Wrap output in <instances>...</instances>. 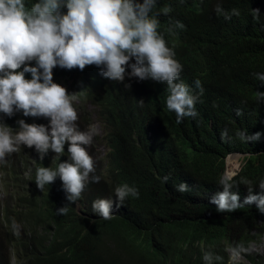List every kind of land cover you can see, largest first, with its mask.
<instances>
[{
	"label": "trees",
	"instance_id": "16d2710c",
	"mask_svg": "<svg viewBox=\"0 0 264 264\" xmlns=\"http://www.w3.org/2000/svg\"><path fill=\"white\" fill-rule=\"evenodd\" d=\"M217 6L223 11L218 13ZM233 9L239 15L231 14ZM62 11H67L66 6ZM225 13L231 19H225ZM152 15L159 20L158 31L175 42L186 73L195 74L205 89L198 123L172 120L165 136L151 140L141 136L137 142L129 138L136 127L132 114L128 106L120 105L123 117L115 114L119 122L115 138L122 143L119 155L128 162H118L108 179L135 187L139 196L127 197L119 207L117 198L115 218L90 222L64 203L58 190L50 192L42 205L31 193L25 198L26 212L12 217L21 226L19 237L12 233V218L0 221V264H8L11 247L19 264H205V251L221 258L214 264H244L230 262L228 248H249L259 240L264 213L255 203L221 213L211 201L223 190L218 180L232 153L245 155L233 176V182L240 184L233 191H238L241 203L249 194L241 181L255 186L264 179V103L255 99L257 92H264V81L256 78L264 74V0H157ZM79 81L91 100L100 104L114 90L132 87L90 77ZM15 117L0 113V124L7 125ZM36 119L43 117H31V122ZM137 127L143 135V126ZM225 130L227 138H222ZM238 130L247 135L260 132L261 137L243 142L236 135ZM21 151L22 146L2 167L14 177L18 158L25 156ZM165 176L169 177L166 182ZM182 182L188 185L184 193L176 189ZM101 189H109L106 182ZM253 194H264V190L256 185ZM65 205L67 214H58ZM41 248L48 250V257L33 261ZM243 253L253 264H264V256L252 250Z\"/></svg>",
	"mask_w": 264,
	"mask_h": 264
},
{
	"label": "clouds",
	"instance_id": "9594fccd",
	"mask_svg": "<svg viewBox=\"0 0 264 264\" xmlns=\"http://www.w3.org/2000/svg\"><path fill=\"white\" fill-rule=\"evenodd\" d=\"M156 4L157 0H36L30 4L27 0H0V113L16 116L9 124H0V221L25 213V198L31 193L42 205L50 192L58 190L63 202L90 222L115 218L117 198L119 207L127 197H138L135 187L108 179L118 162H128L119 155L122 143L115 138L119 123L115 114L123 117L120 105L128 106L132 114L136 127L129 138L137 142L141 136L147 140L165 136L172 120L198 123L205 89L195 74L186 73L175 42L158 31L159 20L152 15ZM65 6L66 12L62 11ZM216 11L223 10L217 6ZM231 14L239 12L233 9ZM225 19L231 15L225 13ZM83 77L132 87L114 90L100 104L81 85L79 78ZM256 78L264 81V74H256ZM255 99L264 103V92H257ZM31 117L44 118L31 122ZM137 124L143 126V135ZM221 135L227 138V130ZM236 135L243 142L261 137L260 132L247 135L240 130ZM20 146L25 156L18 158L14 177L2 167ZM241 155L228 157L237 156V162ZM238 171L224 172L218 180L223 190L211 202L221 213L253 203L264 213V194H253L256 185L264 190V179L255 186L241 181L249 193L241 203L238 191H233L240 185L233 182ZM163 179L166 182L169 177ZM102 182L109 189L103 191ZM176 189L184 193L188 185L182 182ZM67 212V205L57 210L58 214ZM11 230L19 237L21 226L15 218ZM253 246L228 248L230 262L253 264L243 253L252 250L258 255ZM47 251L39 249L33 261L44 260ZM202 258L205 264L221 259L208 251ZM7 263L19 264L12 247Z\"/></svg>",
	"mask_w": 264,
	"mask_h": 264
},
{
	"label": "rangeland",
	"instance_id": "374dc122",
	"mask_svg": "<svg viewBox=\"0 0 264 264\" xmlns=\"http://www.w3.org/2000/svg\"><path fill=\"white\" fill-rule=\"evenodd\" d=\"M237 157V156H236ZM236 157H231L228 162L226 161V171H228V173H231L233 170L238 171L241 167V165L243 164V160H244V155L242 154L240 159H238L237 162H235ZM234 162V163H233ZM233 163V164H232ZM230 169V170H228ZM253 251L261 256H264V228H263V233L260 236L259 240L256 241L255 243H253ZM238 259V258H242L241 256H233V259Z\"/></svg>",
	"mask_w": 264,
	"mask_h": 264
},
{
	"label": "bare ground",
	"instance_id": "6f19581e",
	"mask_svg": "<svg viewBox=\"0 0 264 264\" xmlns=\"http://www.w3.org/2000/svg\"><path fill=\"white\" fill-rule=\"evenodd\" d=\"M39 118H40V117H39ZM43 118H44V117H43ZM36 120H37V119H36ZM232 157H233V156H232ZM230 158H231V157H230ZM227 162H228V161H227ZM233 163H234V162H233ZM233 163H232V164H233Z\"/></svg>",
	"mask_w": 264,
	"mask_h": 264
}]
</instances>
